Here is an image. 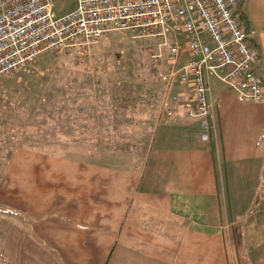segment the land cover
<instances>
[{
    "label": "crops",
    "instance_id": "0c3cea01",
    "mask_svg": "<svg viewBox=\"0 0 264 264\" xmlns=\"http://www.w3.org/2000/svg\"><path fill=\"white\" fill-rule=\"evenodd\" d=\"M238 9L264 91V0ZM228 70L206 79L208 141L201 120L186 116L183 87L171 116L93 134L109 138L93 150L83 133L68 153L19 139L0 157V211L14 214L0 221L6 264H264V102L238 100L244 83L226 84ZM114 141L123 146L110 150Z\"/></svg>",
    "mask_w": 264,
    "mask_h": 264
},
{
    "label": "built area",
    "instance_id": "2783aa9c",
    "mask_svg": "<svg viewBox=\"0 0 264 264\" xmlns=\"http://www.w3.org/2000/svg\"><path fill=\"white\" fill-rule=\"evenodd\" d=\"M239 0H76L71 12L56 17V0H0V79L25 69L42 53L59 52L82 61L109 32L130 31L151 46L145 51L158 83L156 122L172 113L183 87L196 101L186 116L202 119L208 140L206 102L211 73L229 67L223 81L244 83L238 100L264 102L254 72L257 52L234 13ZM188 57L183 59V55ZM165 65V69L162 70ZM161 69V70H160ZM156 72V73H155ZM151 130V128H149Z\"/></svg>",
    "mask_w": 264,
    "mask_h": 264
},
{
    "label": "rangeland",
    "instance_id": "374dc122",
    "mask_svg": "<svg viewBox=\"0 0 264 264\" xmlns=\"http://www.w3.org/2000/svg\"><path fill=\"white\" fill-rule=\"evenodd\" d=\"M75 7L76 0H56L54 14L60 17ZM134 37L130 31L109 32L86 60L42 53L25 69L1 78L0 157L6 160L19 139L30 137L35 143L29 147L36 144V149L68 153L82 140L81 133L86 144H80L93 150L94 143L109 141L107 137L92 140L95 134H129L128 123L135 126L149 113H158V83L145 52L151 44ZM160 66L165 69L163 63ZM119 146L123 145L114 141L110 150ZM90 158L108 161L98 154ZM2 164L0 160V171ZM7 214L14 215L0 211V221L3 215L10 217Z\"/></svg>",
    "mask_w": 264,
    "mask_h": 264
},
{
    "label": "trees",
    "instance_id": "16d2710c",
    "mask_svg": "<svg viewBox=\"0 0 264 264\" xmlns=\"http://www.w3.org/2000/svg\"><path fill=\"white\" fill-rule=\"evenodd\" d=\"M239 2H240V0H239ZM238 5H239V3H238ZM234 16L237 18V20H238V23H239V25L244 29V31L246 32V33H248V27H249V25H248V21H247V17H246V15H245V13L242 11V10H239L238 9V7H237V9H236V11H235V13H234ZM209 90H208V92H206V102L208 103V104H211V102H210V92H211V90H210V88H208ZM264 94V93H263ZM192 98V97H191ZM181 99H179V102H178V104H180V101ZM178 104H175V105H173V107H172V113L171 114H169V115H165L163 118H162V120L165 118V117H168V116H171L174 112H175V106L176 105H178ZM189 105H190V110L192 111V112H196V101L193 99H191V101H189ZM184 110H185V113H186V109L184 108ZM211 113H212V104H211V110H210V115H208V117H207V122L209 123V125H210V116H211ZM197 119H199V118H197ZM201 120V122H202V119H200ZM161 121V120H160ZM202 124V123H201ZM211 128V127H210ZM207 135H208V133H207ZM264 137V135H262V138ZM208 140H209V136H208ZM208 140H206V141H208ZM6 264V261H5V259H4V256H3V252H2V249H1V246H0V264Z\"/></svg>",
    "mask_w": 264,
    "mask_h": 264
},
{
    "label": "water",
    "instance_id": "95a60500",
    "mask_svg": "<svg viewBox=\"0 0 264 264\" xmlns=\"http://www.w3.org/2000/svg\"><path fill=\"white\" fill-rule=\"evenodd\" d=\"M244 1H245V0H240V2H239V7H241V6L243 5Z\"/></svg>",
    "mask_w": 264,
    "mask_h": 264
}]
</instances>
